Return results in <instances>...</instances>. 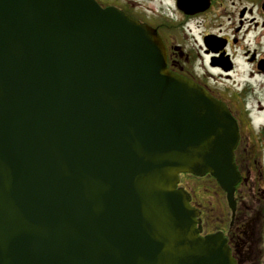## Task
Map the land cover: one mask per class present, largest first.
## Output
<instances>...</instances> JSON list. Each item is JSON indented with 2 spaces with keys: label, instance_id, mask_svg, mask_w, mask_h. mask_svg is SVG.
Segmentation results:
<instances>
[{
  "label": "water",
  "instance_id": "95a60500",
  "mask_svg": "<svg viewBox=\"0 0 264 264\" xmlns=\"http://www.w3.org/2000/svg\"><path fill=\"white\" fill-rule=\"evenodd\" d=\"M238 135L152 26L0 0V264H237L178 182L211 173L234 209Z\"/></svg>",
  "mask_w": 264,
  "mask_h": 264
},
{
  "label": "flooded vegetation",
  "instance_id": "af4514ba",
  "mask_svg": "<svg viewBox=\"0 0 264 264\" xmlns=\"http://www.w3.org/2000/svg\"><path fill=\"white\" fill-rule=\"evenodd\" d=\"M154 27L169 69L223 102L238 127L235 208L210 173H181L202 236L221 233L237 264H264V0H96Z\"/></svg>",
  "mask_w": 264,
  "mask_h": 264
},
{
  "label": "rangeland",
  "instance_id": "374dc122",
  "mask_svg": "<svg viewBox=\"0 0 264 264\" xmlns=\"http://www.w3.org/2000/svg\"><path fill=\"white\" fill-rule=\"evenodd\" d=\"M264 263V262H263Z\"/></svg>",
  "mask_w": 264,
  "mask_h": 264
}]
</instances>
